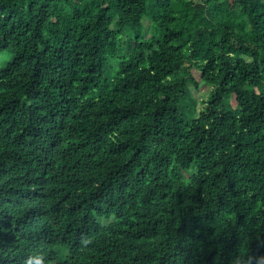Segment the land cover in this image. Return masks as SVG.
I'll use <instances>...</instances> for the list:
<instances>
[{
    "label": "trees",
    "instance_id": "16d2710c",
    "mask_svg": "<svg viewBox=\"0 0 264 264\" xmlns=\"http://www.w3.org/2000/svg\"><path fill=\"white\" fill-rule=\"evenodd\" d=\"M30 258L264 264V0H0V264Z\"/></svg>",
    "mask_w": 264,
    "mask_h": 264
},
{
    "label": "rangeland",
    "instance_id": "374dc122",
    "mask_svg": "<svg viewBox=\"0 0 264 264\" xmlns=\"http://www.w3.org/2000/svg\"><path fill=\"white\" fill-rule=\"evenodd\" d=\"M145 31L147 36L154 34L152 22L148 19L145 20ZM128 40V36H124L123 43L126 44ZM193 74L200 82L199 88L193 86L192 91L195 97L200 101L199 112H201L207 106V102L210 99L211 92L214 90V86L201 80V71L197 67L193 68ZM194 171L195 169H191L189 172H186L184 176L188 178Z\"/></svg>",
    "mask_w": 264,
    "mask_h": 264
},
{
    "label": "clouds",
    "instance_id": "9594fccd",
    "mask_svg": "<svg viewBox=\"0 0 264 264\" xmlns=\"http://www.w3.org/2000/svg\"><path fill=\"white\" fill-rule=\"evenodd\" d=\"M26 264H32L31 258L29 259V261L26 262ZM36 264H43V262L38 260L36 261Z\"/></svg>",
    "mask_w": 264,
    "mask_h": 264
}]
</instances>
